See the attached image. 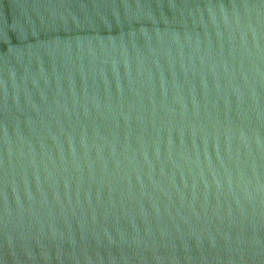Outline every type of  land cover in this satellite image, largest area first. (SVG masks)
<instances>
[{
  "label": "water",
  "instance_id": "95a60500",
  "mask_svg": "<svg viewBox=\"0 0 264 264\" xmlns=\"http://www.w3.org/2000/svg\"><path fill=\"white\" fill-rule=\"evenodd\" d=\"M0 264H264V0H0Z\"/></svg>",
  "mask_w": 264,
  "mask_h": 264
}]
</instances>
